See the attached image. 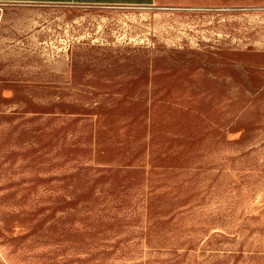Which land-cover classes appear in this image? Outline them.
<instances>
[{
	"label": "rangeland",
	"instance_id": "obj_1",
	"mask_svg": "<svg viewBox=\"0 0 264 264\" xmlns=\"http://www.w3.org/2000/svg\"><path fill=\"white\" fill-rule=\"evenodd\" d=\"M225 19L0 4V264H264V7Z\"/></svg>",
	"mask_w": 264,
	"mask_h": 264
},
{
	"label": "crops",
	"instance_id": "obj_2",
	"mask_svg": "<svg viewBox=\"0 0 264 264\" xmlns=\"http://www.w3.org/2000/svg\"><path fill=\"white\" fill-rule=\"evenodd\" d=\"M0 4L139 7L155 11L215 13L231 20L239 9L264 7V0H0Z\"/></svg>",
	"mask_w": 264,
	"mask_h": 264
}]
</instances>
